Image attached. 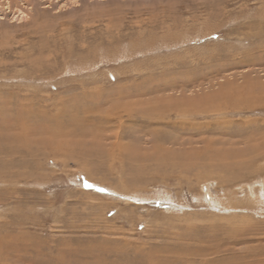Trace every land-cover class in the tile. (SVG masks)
I'll use <instances>...</instances> for the list:
<instances>
[{"label":"rangeland","instance_id":"obj_1","mask_svg":"<svg viewBox=\"0 0 264 264\" xmlns=\"http://www.w3.org/2000/svg\"><path fill=\"white\" fill-rule=\"evenodd\" d=\"M229 262L264 264V0H0V264Z\"/></svg>","mask_w":264,"mask_h":264},{"label":"bare ground","instance_id":"obj_2","mask_svg":"<svg viewBox=\"0 0 264 264\" xmlns=\"http://www.w3.org/2000/svg\"><path fill=\"white\" fill-rule=\"evenodd\" d=\"M227 232V231H226ZM249 253V252H248ZM195 254V253H194ZM182 261V260H181ZM184 262V261H183ZM229 264H230V262H229Z\"/></svg>","mask_w":264,"mask_h":264},{"label":"snow or ice","instance_id":"obj_3","mask_svg":"<svg viewBox=\"0 0 264 264\" xmlns=\"http://www.w3.org/2000/svg\"><path fill=\"white\" fill-rule=\"evenodd\" d=\"M88 187H91V185H87Z\"/></svg>","mask_w":264,"mask_h":264}]
</instances>
